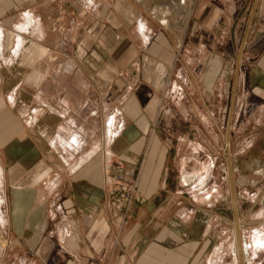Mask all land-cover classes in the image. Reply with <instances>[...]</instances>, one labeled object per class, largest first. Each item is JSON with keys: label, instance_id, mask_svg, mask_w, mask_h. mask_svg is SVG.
Segmentation results:
<instances>
[{"label": "crops", "instance_id": "0c3cea01", "mask_svg": "<svg viewBox=\"0 0 264 264\" xmlns=\"http://www.w3.org/2000/svg\"><path fill=\"white\" fill-rule=\"evenodd\" d=\"M228 89L264 99V0H0V264H264L204 189Z\"/></svg>", "mask_w": 264, "mask_h": 264}, {"label": "rangeland", "instance_id": "374dc122", "mask_svg": "<svg viewBox=\"0 0 264 264\" xmlns=\"http://www.w3.org/2000/svg\"><path fill=\"white\" fill-rule=\"evenodd\" d=\"M229 93L228 89L224 107L211 101L210 111L220 121L211 129L208 140L210 170L204 189L210 195L219 194L224 199L230 243L235 241L233 197L239 201L242 215L237 219V226L241 227V240L243 245L247 243L250 252L251 245L254 248V239L264 238V217H260L264 216V202L261 201L264 196V99L238 90L235 104L228 106ZM226 116H231L228 125L224 122ZM226 128L229 133H225ZM257 195L262 198L254 204ZM2 246L4 238L0 233Z\"/></svg>", "mask_w": 264, "mask_h": 264}, {"label": "built area", "instance_id": "2783aa9c", "mask_svg": "<svg viewBox=\"0 0 264 264\" xmlns=\"http://www.w3.org/2000/svg\"><path fill=\"white\" fill-rule=\"evenodd\" d=\"M122 162L117 165L115 174H108L109 191L113 201L121 209L132 205L138 191V170L131 168L125 172Z\"/></svg>", "mask_w": 264, "mask_h": 264}, {"label": "flooded vegetation", "instance_id": "af4514ba", "mask_svg": "<svg viewBox=\"0 0 264 264\" xmlns=\"http://www.w3.org/2000/svg\"><path fill=\"white\" fill-rule=\"evenodd\" d=\"M239 245H240V252H241L242 256L244 257L245 255H247L249 253L247 243L245 245H243V240L240 239ZM251 247H252V245H251Z\"/></svg>", "mask_w": 264, "mask_h": 264}, {"label": "bare ground", "instance_id": "6f19581e", "mask_svg": "<svg viewBox=\"0 0 264 264\" xmlns=\"http://www.w3.org/2000/svg\"><path fill=\"white\" fill-rule=\"evenodd\" d=\"M254 248L255 247H263L262 245H264V240L260 239V238H256L254 239ZM246 251V250H245Z\"/></svg>", "mask_w": 264, "mask_h": 264}]
</instances>
